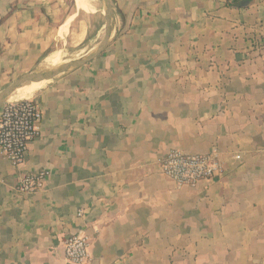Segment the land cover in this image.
Returning <instances> with one entry per match:
<instances>
[{"label": "crops", "instance_id": "obj_1", "mask_svg": "<svg viewBox=\"0 0 264 264\" xmlns=\"http://www.w3.org/2000/svg\"><path fill=\"white\" fill-rule=\"evenodd\" d=\"M71 2L0 0V94L88 41ZM111 2L106 51L28 98L43 121L24 163L0 152V264H71L75 234L85 264H264V0ZM215 148L219 179L178 188L159 171ZM40 171L42 191L16 190Z\"/></svg>", "mask_w": 264, "mask_h": 264}, {"label": "built area", "instance_id": "obj_2", "mask_svg": "<svg viewBox=\"0 0 264 264\" xmlns=\"http://www.w3.org/2000/svg\"><path fill=\"white\" fill-rule=\"evenodd\" d=\"M43 114L34 100L6 102L0 112V152L14 167L25 160L30 142L40 134ZM242 163V156H235ZM161 175L170 179L178 188H195L203 182L221 178L225 165L221 152L213 149L208 154H186L171 151L158 161ZM48 171L24 174L16 190L21 194H35L44 189ZM65 257L71 264L89 261V239L84 234L71 235L65 244Z\"/></svg>", "mask_w": 264, "mask_h": 264}, {"label": "water", "instance_id": "obj_3", "mask_svg": "<svg viewBox=\"0 0 264 264\" xmlns=\"http://www.w3.org/2000/svg\"><path fill=\"white\" fill-rule=\"evenodd\" d=\"M105 4V37L98 48L85 56L84 58L66 63L56 69H45L40 68L33 72L26 73L22 75L16 83L11 85L5 91L0 94V103L6 102L23 84L28 82H42L55 79L63 74L69 73L73 70L79 69L87 63L93 61L95 58L103 54L106 49L109 47L116 27L115 14L112 6L111 0H103ZM250 4L249 1L242 2L241 7H247Z\"/></svg>", "mask_w": 264, "mask_h": 264}, {"label": "rangeland", "instance_id": "obj_4", "mask_svg": "<svg viewBox=\"0 0 264 264\" xmlns=\"http://www.w3.org/2000/svg\"><path fill=\"white\" fill-rule=\"evenodd\" d=\"M70 1H72L71 11L72 10H75V12L79 11V14H81V18L84 21V25L88 24L89 35H88V41L81 46H77L74 43L71 46L69 45L66 46V48L61 47L62 51H59V55L62 60V65L69 63V62L78 61L84 58L85 56H87L88 54H90V52L95 51L105 37V27L104 26L106 24V20H105L104 1L103 0H90L92 8L93 9L95 8L94 14L87 13L79 9L75 0H70ZM89 49H90V52H89Z\"/></svg>", "mask_w": 264, "mask_h": 264}, {"label": "bare ground", "instance_id": "obj_5", "mask_svg": "<svg viewBox=\"0 0 264 264\" xmlns=\"http://www.w3.org/2000/svg\"><path fill=\"white\" fill-rule=\"evenodd\" d=\"M79 9L87 12V13H95L94 9L91 6L90 0H75ZM86 49V48H85ZM91 49V48H90ZM89 49V52H90ZM95 49V48H94ZM88 50V49H87ZM88 52V51H87ZM91 53V52H90ZM85 55V54H84ZM62 65V60L59 54L52 56L45 62V69H56ZM64 75V74H63ZM31 83V82H30ZM47 82L41 83H32L30 85H23V87L19 88L10 98V101H21L28 99L36 90L43 87Z\"/></svg>", "mask_w": 264, "mask_h": 264}]
</instances>
